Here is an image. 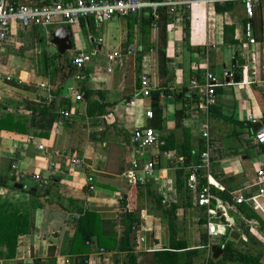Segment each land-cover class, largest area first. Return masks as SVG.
<instances>
[{"label":"crops","instance_id":"0c3cea01","mask_svg":"<svg viewBox=\"0 0 264 264\" xmlns=\"http://www.w3.org/2000/svg\"><path fill=\"white\" fill-rule=\"evenodd\" d=\"M5 1L17 5L34 3ZM182 1L188 3L176 8L167 27L170 80L158 78L155 49L142 56L139 66L135 62V53L143 49L142 12L104 24L90 26L83 21V25L71 27L72 50L52 61L59 67L64 85L54 98L50 93L53 86L43 72L44 55L56 53L48 31L60 25H52L47 32L38 26L15 25L11 35L0 43V115L6 104L11 111L17 108V117L28 119L26 102L53 99L54 110H66L71 118L65 124L59 122L45 137L0 130V204L21 212L28 210L33 222L31 231L18 237L15 257L0 258V264L43 258L49 246L56 249V264H70L60 251L62 242H69L73 236V221L80 216L74 206L95 212L104 222L118 221L125 212L120 204L123 198L131 202L137 220L133 254L139 264H235L224 256L227 242L231 243L229 249L247 252L264 264V194L259 193L264 190V182L257 175L259 167L264 170V147L255 141L256 125L264 128V123L249 88L252 84L264 98V0L254 3L252 19L245 12L243 0ZM216 3L229 4V9L216 13ZM183 7L189 12L187 37L182 29ZM244 21L250 25V36L256 45L249 44ZM224 25L234 26L233 46L223 42ZM156 38L157 30L152 27L146 39L155 45ZM130 48L134 52L122 67L108 62L107 53L128 52ZM203 48L208 49L203 52ZM81 51L91 54V60L79 71L71 61ZM207 71L217 78L216 94L210 104L205 101ZM142 73L147 74L150 84L146 97L138 88ZM234 76H239V82ZM68 88L80 94L83 101L68 97ZM82 88L97 94L86 99ZM152 92H158L162 99V127H152L158 144L135 150L132 133L152 123V117L146 115L152 113ZM88 103L90 117L86 115ZM102 106L104 115L97 116ZM177 110L184 114L181 127L175 125ZM204 123L208 138L202 136ZM167 138H171L172 145L189 148L188 163L176 149H159ZM200 145L204 151H200ZM204 155L209 166L198 169L197 190L207 188L213 197L217 214L210 221L211 206H199L195 194L186 186V175L193 166L202 164ZM73 158L83 161V166H71ZM133 158L140 166L147 162L154 166L152 177L144 184L127 180ZM40 180L49 182V193L30 194L35 186L41 188ZM202 181L207 186L199 188ZM15 183L22 188H14ZM237 197L247 201L236 204ZM248 211L259 221L247 217ZM208 223H212L211 229ZM232 226L240 234L237 242L229 240ZM120 229L115 227L118 235ZM106 232L114 235L108 229ZM115 239L118 242L119 236ZM89 243L95 252L97 244L92 239ZM212 247L221 250L217 258H213ZM5 252V247L0 246V254ZM115 254L91 253L86 261L113 264Z\"/></svg>","mask_w":264,"mask_h":264},{"label":"trees","instance_id":"16d2710c","mask_svg":"<svg viewBox=\"0 0 264 264\" xmlns=\"http://www.w3.org/2000/svg\"><path fill=\"white\" fill-rule=\"evenodd\" d=\"M73 2L74 0H34V6H43L46 4H50L52 2ZM151 1H162V0H151ZM11 5H17L14 2H8ZM229 4H215L216 13H223L229 9ZM183 11L182 14V29L185 33V36L188 35L189 30V12L185 7L181 9ZM254 15V9L252 12L251 19ZM132 16V15H131ZM134 16V15H133ZM173 11H171L168 7H159L156 9L155 14L153 15L151 10H144L140 14V29L143 36L142 46L143 49H139L135 53V62L139 66L141 62V58L145 53H149L155 49L156 55V66H157V75L158 78L162 79L167 77L170 80L172 73L168 69L167 65V57H166V48H167V27L171 23L169 22V18H172ZM130 17V16H128ZM83 21H88L90 26L94 25V21L92 19L80 20V25H83ZM247 21L243 22V25L246 26ZM152 27H155L157 30V38L155 45L150 44L146 36L150 33ZM234 36V26H223V42L225 45H235L236 41L233 39ZM208 48H203L201 51H207ZM201 52V53H203ZM58 57L57 52L55 54H47L44 55V75H46L49 80L51 86H53L51 90V95L57 97L61 94V91L64 87L61 73L59 71V67L57 65L52 64V61H56ZM243 62H240L242 64ZM137 73L139 74V68L137 69ZM167 80V81H168ZM251 84V83H250ZM138 88H140V81L138 83ZM251 89L257 104L261 110L262 120L264 123V98H262L254 89L253 85L249 86ZM84 92L85 98H89L90 95L97 94L96 92H90L82 88ZM216 94V91H215ZM151 105H152V113H151V123L149 128L161 129L162 127V115L163 108L161 106L162 99L159 97L158 92L151 93ZM66 107H68L69 102H66ZM54 100L48 101L47 99H40L39 102H26L24 109L28 112L29 118L23 119V117H17L15 112H17V108H14L13 111L9 110L8 106L2 105L1 108L4 109V113L0 115V130L15 132L18 134H26L31 136H39L45 137L48 136L50 131L54 130L56 125L61 122L63 124L67 123L71 120L70 117L64 116L61 114L62 111L56 112L54 110ZM209 112H212V107H209ZM86 115L91 116L92 112L90 111V104L86 108ZM104 115L103 106L99 109L97 116ZM182 110H177L175 112L176 127H181L180 121L183 117ZM226 119V118H224ZM171 138H167L164 141V144L159 146L161 151H169L170 149H176V152L180 153L185 160L191 157V152L189 148H185L180 145H172L170 143ZM203 145H200V151H204ZM188 163V160L185 161ZM188 174L186 175V177ZM206 183L204 181L199 182V188L206 187ZM210 191L213 193L214 189L210 186ZM30 194H39V195H47L49 193V189L47 188H36L35 191H29ZM121 207L125 209V212L122 213L120 220L118 221H107L104 222L96 215L95 212L90 211L89 209L83 206H74V210L80 216L75 219V232L73 236L67 240L62 242V250L60 253L68 257V261L70 264H87L85 257L91 253H101L104 251L112 252L114 251L115 257L113 264H139L135 259V255L133 254L134 248L136 246V236L133 233V227H136L137 220L134 216V208L131 205V202L128 201L127 198H123L120 201ZM5 204H0V246L5 247V254L1 255L0 258L4 259H13L15 257V251L17 246V239L21 235H25L31 231L33 228V222L31 218V214L28 210L20 211L17 209H9L5 208ZM212 212L216 215L217 209L214 207L213 202H211ZM35 207V206H34ZM37 207V206H36ZM247 217L256 219L259 221L257 216L251 212H246ZM120 226V235L115 232V227ZM106 229L113 232L114 235H111L109 232H106ZM133 233V234H132ZM116 236H119V241L115 239ZM86 237H89L97 244V250L94 252L91 250V243L86 242ZM131 242V245L129 244ZM205 243V240H204ZM231 243L227 242L224 246V256L227 260L231 261L235 264H259L258 259L252 257L250 254L244 251L239 250H231L229 249ZM55 247L49 246L47 254L43 258H31L29 262H17L16 264H56V256H55ZM117 254H123L122 256H116ZM159 262L157 261V264ZM161 263V262H160Z\"/></svg>","mask_w":264,"mask_h":264},{"label":"built area","instance_id":"2783aa9c","mask_svg":"<svg viewBox=\"0 0 264 264\" xmlns=\"http://www.w3.org/2000/svg\"><path fill=\"white\" fill-rule=\"evenodd\" d=\"M261 0H243L245 6V12L247 16L251 17L254 3ZM188 3V2H185ZM182 0H74L73 2H52L43 6L34 5H11L5 0H0V43L4 42L12 33L13 26L17 25L22 28H29L32 26H38L44 29L46 32L52 25L67 24L70 27H77L80 20L92 19L96 24H104L113 19L119 17H128L139 14L144 10H151L152 14L159 7H168L171 11H175L180 5L185 4ZM245 36L248 39L250 45H256V41L250 36V25L245 27ZM264 48V46H263ZM134 52L133 48H130L128 52L121 50H115L106 54L107 60L110 64H115L118 67H122L129 54ZM91 60V54L85 52H78L72 58L71 64L77 70H82L86 64ZM108 71H111L108 68ZM231 76V75H230ZM216 75L207 71L205 74V101L210 104L214 101L215 97V84ZM10 80V78H8ZM140 92L143 96H149L150 84L147 78V74L142 73L139 77ZM68 97L74 98V101L82 102L83 98L80 94L74 93L72 88L67 89ZM62 115L69 116L67 111H62ZM147 116L151 117V112H147ZM251 119V118H249ZM256 123L255 120H252ZM202 136L208 138L207 126L204 123L202 125ZM255 141L264 147V128L261 127L255 132ZM131 144L135 150H142L154 147L158 144V136L154 129L146 127L144 129H136L131 135ZM42 149V146H39ZM71 166H83V161L73 158L70 161ZM209 166V160L204 155L202 164L193 166L189 173L186 186L196 196V202L199 206L210 207L212 202V195L207 188L200 191L197 190V175L200 167L207 168ZM154 166L151 162H147L144 165H139L137 160L133 158L130 164V168L127 171V180L131 184H144L153 175ZM257 175L261 178V182H264V170L262 168L257 169ZM90 181L91 178H88ZM41 188H47L49 182L39 181ZM260 195L264 194V190L260 189ZM254 198H249L252 200ZM245 201L242 197L235 199L236 204H243ZM214 213L208 210V220L210 221L214 217ZM211 229L212 223L207 224Z\"/></svg>","mask_w":264,"mask_h":264},{"label":"water","instance_id":"95a60500","mask_svg":"<svg viewBox=\"0 0 264 264\" xmlns=\"http://www.w3.org/2000/svg\"><path fill=\"white\" fill-rule=\"evenodd\" d=\"M171 21V18H169V22ZM49 37H50V44L56 47V52L58 53L59 57L65 56L66 53L73 48L74 43V36L72 29L67 24H61L58 29L56 30H50L48 31ZM234 80L236 82H239V76H234ZM260 124L256 125V128L259 129ZM14 188L20 189L22 188V185L20 183H15ZM240 238L239 232L232 226V229L229 233V240L233 242H237ZM86 242L89 243L90 239L88 237L85 238ZM93 250H96V247H92ZM212 253L213 258H217V256L221 253V250L212 247ZM85 260H87V257H85Z\"/></svg>","mask_w":264,"mask_h":264},{"label":"rangeland","instance_id":"374dc122","mask_svg":"<svg viewBox=\"0 0 264 264\" xmlns=\"http://www.w3.org/2000/svg\"><path fill=\"white\" fill-rule=\"evenodd\" d=\"M21 5V4H20Z\"/></svg>","mask_w":264,"mask_h":264}]
</instances>
